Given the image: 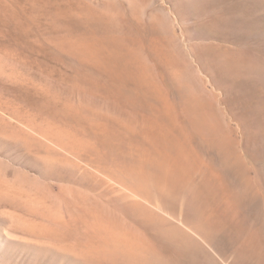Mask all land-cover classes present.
<instances>
[{
    "label": "rangeland",
    "instance_id": "obj_1",
    "mask_svg": "<svg viewBox=\"0 0 264 264\" xmlns=\"http://www.w3.org/2000/svg\"><path fill=\"white\" fill-rule=\"evenodd\" d=\"M0 264H264V0H0Z\"/></svg>",
    "mask_w": 264,
    "mask_h": 264
},
{
    "label": "bare ground",
    "instance_id": "obj_2",
    "mask_svg": "<svg viewBox=\"0 0 264 264\" xmlns=\"http://www.w3.org/2000/svg\"><path fill=\"white\" fill-rule=\"evenodd\" d=\"M27 123H29V122L27 121ZM30 123H32V122H30ZM62 146L64 148L68 149L67 148L68 146H66V147H65V145H62ZM61 160L67 162L68 164H73V165L79 167V163L72 162V160L70 158H68V157H62ZM97 170L99 172L103 171L100 167ZM106 174L109 177L108 179H114L116 181L122 182L120 180V177L118 175H116L114 172H111V173L106 172ZM96 175L97 174H95V173L94 174H90V176L94 177V178H96ZM75 181L77 183L86 184L83 181V179L79 181L76 178ZM101 181H102V183H108V181H110V180H107L105 177H103V179L101 178ZM86 185L88 186V188L91 191H93V190L96 191L98 189V187H97L98 185H95V186L88 185V184H86ZM123 188L127 189V190H131L133 192L132 185L129 184V183H125ZM70 189H72V188H70ZM72 190L84 194L85 197H83V198L85 200L90 199V197L88 196L89 194H85L79 189H72ZM116 192L117 191L115 189H109V188L106 189V190H101V192L98 193V196L100 197V199H102V201H103L102 204L101 205H94V203H93V208L92 209L90 208L86 212H82L80 214H76V215H74L73 218H74V220H84V222H85V225H84L85 231L88 230V228H93L95 235L102 234L105 237L104 238L105 242L103 244L105 246H108V248L111 247L110 250H113V253H116V254L117 253H123V254L127 253V255H130V256H132V254L136 255L135 252L137 250L141 249V247L143 245L142 243H139V242L136 241L137 239L141 240V238L139 236V233H137L133 229H132V231L129 228H125L124 229L123 228L124 226H119L120 227L119 229H121V233L118 230L111 228V226H112L111 222H114L115 218H113L109 214H107V212H106L107 208L106 207H108V206L109 207H114L111 204L110 200H111V197L113 196V193H116ZM80 193H78L77 196L81 199V194ZM133 193H135V192H133ZM111 194H112V196H111ZM126 198H127V195H123L121 197L122 200H124V199L126 200ZM82 201H84V200H82ZM74 203H75V201H73V204ZM95 228H98L99 231H96ZM75 231L77 232L76 236H78L79 232L81 230L75 229ZM81 233H82V231H81ZM92 248H93V246H92ZM92 248L89 249V251H91ZM96 249H94V251ZM105 252H106V249H105ZM138 252H137V254H139ZM102 254H103V252H102Z\"/></svg>",
    "mask_w": 264,
    "mask_h": 264
}]
</instances>
